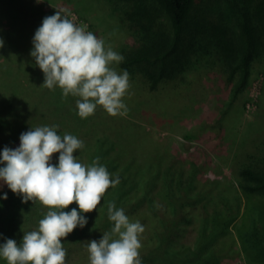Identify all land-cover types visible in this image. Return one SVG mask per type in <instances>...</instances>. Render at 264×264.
<instances>
[{"label":"rangeland","instance_id":"374dc122","mask_svg":"<svg viewBox=\"0 0 264 264\" xmlns=\"http://www.w3.org/2000/svg\"><path fill=\"white\" fill-rule=\"evenodd\" d=\"M63 2L75 5L80 11L100 8L99 0H0L2 7L6 6L17 14L22 27L11 33L20 45L18 53L12 52L6 41L0 40V174L7 176L6 185L14 181L17 186L9 195V204L5 203L15 215H6L5 211L1 214L7 223L5 234L0 238V264H69L86 253L87 249L81 247L71 252L69 260L64 256L54 257L53 251L62 246L66 248L77 239L76 222L79 216L90 212L87 204L96 208L98 197L109 198L112 205L109 209L115 210L122 199L130 197L135 186L127 173L122 176L115 173L117 162L114 161L112 166L106 157L101 162L94 157L95 162H90V155L99 142L108 151L107 155L114 153L117 159H125L129 154L132 161L144 164L152 158L161 159L164 171L167 167L177 171L183 163L188 168L191 161L199 160L202 165L199 175L217 180L218 183L211 188L219 192L233 178L246 154L259 158V153H264V60L253 63L246 90L236 94L235 98L229 97V87L220 75L205 67L209 63L206 60L203 61L206 65L191 68L194 81L183 85L185 101L178 98V90L166 89L155 96H142L136 102L133 98L139 84L125 79L124 84L119 85L117 75L112 73L115 65L111 66V57L123 35V31H114V17L111 19L109 15L106 19L105 10L103 14H97L104 21L95 26L88 18L90 16L86 15L88 22ZM43 17L46 26H38L35 37H24L23 29L38 24ZM70 28L77 38L73 39L76 43L67 37L53 42L58 33L69 32ZM4 32L0 33L3 35ZM70 37L73 38L71 34ZM43 42L49 43L44 45ZM33 44L35 47L39 44L43 47L41 50H48V46L53 45L56 53L51 59L43 58L44 65L42 61L32 60L38 79L35 81L44 84L46 89H40L42 86L34 83V93L29 97L22 91L29 88L22 79L25 78V68H29L23 51ZM67 45L79 52L77 57L71 58L77 77L70 80L48 78L53 65L61 67L63 64L62 53ZM17 74L21 75L18 83ZM57 91L63 97L58 99L59 109H53L61 111L66 121L70 119L67 124H56V119L60 118L51 114V101L33 105L38 95ZM12 95H15L14 104L19 105L9 112L5 106ZM128 98L130 101L122 110L118 106V103L121 105L119 100ZM117 109L126 118L121 123L113 124L108 116L102 115V112H109L113 121H117ZM97 115L100 122L94 120ZM204 120L217 122L218 133H203L191 138L183 136L185 127L188 128L186 132L196 133ZM31 146L39 149L40 155ZM80 193H85L83 204L85 199L86 203L85 208H79L83 211L76 214L75 199ZM94 198L95 202L92 201ZM57 199L64 207L62 223L59 227L58 218L51 227L52 206L58 205ZM251 200H257L256 209L252 206L250 214L260 212V221L255 226L263 234L264 199L257 196ZM219 205L225 208L221 200ZM97 211L98 208L94 209L93 214ZM40 216L44 221L39 220ZM120 235L113 236V239L120 241ZM216 238L218 242L220 236L216 235ZM236 240V246H239ZM200 246L203 245L200 243ZM202 255L209 256L208 252ZM252 256V253L241 251L223 258L218 264H248L247 260ZM130 264L146 262L141 259Z\"/></svg>","mask_w":264,"mask_h":264},{"label":"trees","instance_id":"16d2710c","mask_svg":"<svg viewBox=\"0 0 264 264\" xmlns=\"http://www.w3.org/2000/svg\"><path fill=\"white\" fill-rule=\"evenodd\" d=\"M63 4L69 5L66 2ZM99 4L97 11L93 8L80 11L73 4L69 6L87 21L86 15L90 16L88 18L95 26L104 21L97 14H103L105 10L106 19L109 15L111 19L114 17V31H123V35L119 43H116L111 57L110 64L115 65L112 73L117 75L119 85H123L125 79L139 84L135 90L136 97L133 98L136 102L142 96H155L166 89L178 90V98L181 102L185 101L183 85L194 81L191 68L197 69L198 64L206 65L203 63L206 60L209 63L205 67L220 75L223 83L229 87V97L235 98L236 94L240 95L246 90L253 63L258 59L264 60V0H99ZM2 6L0 4V32H5L3 35L0 33V40L6 41L12 52L18 53L20 45L12 34L22 29L21 22L14 11ZM44 19L28 30L23 29L24 37H35L37 30L46 26ZM68 31L61 35L58 33L53 42L59 41L60 37L77 40L71 28ZM68 33L69 36H66ZM43 43L47 45L49 42ZM42 48L39 44L37 47L33 44L23 51L29 68H25V72L21 71L25 77L22 79L29 88H23L22 91L29 97L34 93V83L38 87L42 86L35 81L38 79L32 60L38 62L43 58L51 59L52 54L56 53L53 45H49L48 50ZM72 48L71 45L64 48L63 64L61 67L53 65L52 74L48 78L54 76L56 79L70 80L77 77L73 72L71 58L77 57L79 52ZM19 77L21 75L17 74L16 82ZM40 89H46L44 84ZM14 97L12 95L5 106L9 112L19 105L14 104ZM62 97L58 91L38 95L33 105L51 101V114L60 118L56 119V124H67L70 119L66 121L64 114L56 111L60 106L58 99ZM119 101L121 105L117 102L118 106L123 110L130 100ZM102 113L113 124L126 119L118 109L115 117L117 121H113L109 112ZM19 114L16 115L19 117ZM95 117L96 122L101 121L98 115ZM216 124L214 120H204L196 133L186 132L188 128L181 127L185 130L183 136L191 138L203 133H218L220 128ZM31 147L38 150L37 155H40L39 149ZM96 147V151L90 155V162H95L94 157L99 162L106 157L112 166L117 162L115 173H127L134 180L133 192L130 197L122 199L115 210L109 209L112 206L109 198L98 197V211L95 214L93 211L96 208L87 204L90 212L86 216H79L76 222L77 239L66 248L62 246L55 249L54 257L64 256L70 260L72 251L84 247L86 253L74 263L68 261L69 264H130L141 259L146 264H218L223 258L243 251L253 255L247 260L248 264H264V233L255 226L260 221V212L250 214L251 207L256 209L257 203V200L251 198L261 196L264 199V153H259V158L246 154L233 178L219 192L212 189V185L218 183L217 180L201 178L199 175L202 167L199 160L191 161L188 168L183 163V167L177 171L171 167L164 171L161 159L152 158L144 164L132 161L130 154L125 159H117L114 153L107 155L108 151L100 142ZM1 175L0 238L5 234L7 223L1 214L5 211L6 215H15L10 208H6L5 203L9 204V195L17 189L14 181L6 185L7 176ZM84 197L85 193H80L75 199L76 214L86 203L85 199L83 204ZM220 200L225 205L224 209L220 208ZM56 203L58 205L52 206L54 215L51 216V227L58 218L59 227L62 223L61 212L64 207L60 199ZM41 216L39 220L44 221ZM119 233L121 240L113 239ZM216 235L220 236L218 242ZM236 239L239 246H236ZM203 252H208V258L202 255Z\"/></svg>","mask_w":264,"mask_h":264}]
</instances>
